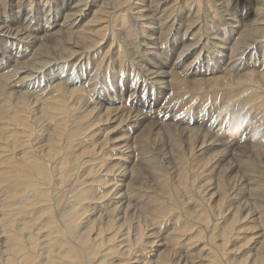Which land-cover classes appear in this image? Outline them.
<instances>
[{
  "label": "rangeland",
  "instance_id": "374dc122",
  "mask_svg": "<svg viewBox=\"0 0 264 264\" xmlns=\"http://www.w3.org/2000/svg\"><path fill=\"white\" fill-rule=\"evenodd\" d=\"M4 1H3V3H1V7H0L1 8V10H0L1 22H3V23L9 22L10 26H14V25H12L11 19H13L15 17V18H18L17 21H19V24H17V25L21 26L22 28L23 27L28 28V29L30 27L32 28V29H30V34L32 36H34L35 34H39L38 38L36 39V42H34L32 45L27 46V44L21 43L20 45H22L23 47H19V48H18V44H19L18 42H17L18 43L17 45L10 46L11 41L8 38H3V36L0 34V76H2L0 81H2L5 76L10 75V78L8 79V81H10V80H11L10 82L13 81L12 82L14 85L13 87L15 88V89H13V93H12V92H10L12 85L11 86H5L6 88H3V89H7V94L4 93V90H0V107H1L0 109H1V112L3 113V115H5V117L9 118V116L11 117L12 114H15L16 112H18L17 109L15 108V106H17V105H15V100H17L16 97L19 96L20 94L21 95L24 94L26 97V100L28 101L27 117L30 116L28 118V120H31V118H33V116H32L33 114H36V115L40 114L41 117L43 116V114H42L44 112L43 109L47 106V103H49L51 101V100H49V97H50V99H54L55 96H57L59 94L57 96L58 98L62 99V97H63L64 100H66L67 97L64 96L63 94L61 95V93H62L61 88H63V86L70 87L71 89L79 87L78 89L85 91V93L80 92V95H81L80 97H82V98L79 97L81 99V101H80V103L77 102L78 111L81 112V111L86 110V109L89 110V108H90L92 111L90 114L91 115L90 118L92 120L97 119L95 124H93L91 127L87 128L85 133H79V134L74 133L75 135L68 140V146H70L69 147L70 149L72 148V150H74V151H83V149L81 147L83 145H85L86 143L88 145L91 143L93 145H96V147H98L99 143H101L103 140H105L104 139L105 137H109V141H110L111 140L110 137L112 135H114V131H110L109 133H107V131L103 130L104 127L111 125L110 121L112 122L113 120L117 119L116 117H111V118L108 117L109 119L106 117V115H105L106 113L104 111L107 107H113V106H115V104H117V102H123L125 104L126 108H128L124 111L126 114L127 113L129 114L130 112H132L131 109H133V108L139 109V113H140V111L143 113H147V112H154L156 110L153 118L155 119L157 126L149 124L147 118H145V120H144L145 122L144 121L142 122V124L147 122V124L152 125V126H149V128L151 129V127H152L153 129L151 131H149L148 134H149L150 139H151L150 143H151V147H152V153H153V156L155 158L154 159L155 160L154 165L158 166V168H154L155 173L154 172L152 173V171H153V169L151 168L152 163L149 162L147 164V167L149 165L150 166L148 168L145 167V169L143 170L144 173H142V175H144V177H145L148 174V172L149 173L151 172L144 179L146 184L144 181L140 182V184H139V179H137L133 175L134 169L141 167L140 165H137L138 164L137 160L139 159V150L137 147L136 139L138 137L137 135L140 133L139 130L137 129L138 130L137 131L134 128H132L131 130H128L125 133V140H124V142L125 143L127 142V143L126 144L124 142L122 143L123 145L124 144L127 145L126 146L127 148L125 147V149H126V151L128 150V154H129L128 160L129 161L131 160V162H130L131 165L128 163L126 165H124V166H127V165L128 166H127V168H125L126 169L125 175L121 177V179H122L121 184H126L127 182L130 183L132 180H134L136 182L135 186L137 187L139 185V188H141V190L139 191V194L146 191L144 194L148 195V193L151 191L153 196L154 195L155 196L156 195L157 196L158 195L163 196L164 194L161 191L162 189H160V186L158 184V180H159L158 174H160V178H165L166 182H168V187L170 184L172 186L176 182L175 176L177 175L178 171L181 169L179 164L176 165L177 161H178V158H177L178 153L183 152L182 150H184L186 152V154H184V156L182 157V159H183L182 164H183V166L189 165L190 168L189 167L187 168L188 169V174H187L188 180L186 181L187 183H184L182 185L184 187H180V188H184V190L180 189V192H181L180 198H179L180 204H174L176 202V199L174 200V203H173V201L170 198H169V200H171L172 202L169 201L167 198L165 199V197H163L161 199L159 197L160 200L157 198V196L155 197L157 199V200H155L157 203L158 202H160V203L165 202L166 205L168 204V207L170 206L169 208L168 207L166 208V209H169V211H170V212L168 211L167 216L165 215V216H162L161 218L159 217V219H161L160 221L157 220L158 218L154 219V223H155L154 226H156V225H158V226L153 228V226L150 225L153 222H150V221H148L149 219L145 218V216L148 215L147 213L149 211L150 204H146L147 205L146 206L144 203L145 209H142V208H144V206L142 205L144 201H142L143 199L141 200V198L143 196H138L139 195L138 193H135L134 196L131 197V199H130L131 203H129L124 208H120L122 206L114 208L112 206H114L115 204H112L110 206H107V207H110L109 209H111V210H109L107 207L103 206V204H105V202L108 199H109L108 200L109 202L107 203V205L112 203V201H113V200H111L113 198L112 196H114L115 192L118 191L117 188H118V186H119L118 184H120V182H118V184L115 185L116 188L113 187V189H112L113 191L111 190L110 194L108 195V197H106V200L103 203L98 202L97 203L98 205L97 204L91 205V207L93 206L94 208L96 206L95 209L92 207L94 210L90 209V207H88L87 212H85L80 217L79 224L83 227L84 222L89 221V220L94 219V218L98 220L99 217H100L99 221H103L105 219V216L106 215L108 216V213H109V215L114 216L113 218L115 219V222L119 221V220H120V222L122 221L121 223H119L122 225V229L124 228V226H126V224L134 225L138 221L141 222V224H142L144 222V220L146 219L147 222L143 223L145 226L142 224V226L144 228L143 231L144 232L147 231L146 234L148 235L152 231H157L159 229L157 232H158V235L160 233V237H161L163 235L168 236L170 230H171L170 233H172V231L174 232L179 226H181L180 224L185 223L184 225L185 226L188 225L187 226L188 228L186 227L187 230H185L186 235H184V233H183V236L180 238L179 246L182 245L183 243L184 244L188 243L187 246L185 247V249H184V247H183V249L185 251L189 252V251L193 250L194 247L199 248L198 244L195 243L196 242L195 235L198 232L197 230L199 229L200 226L198 227V223L194 219V218H196V216L194 218H193L194 215H192L190 217L189 214L186 213L187 209L186 210L183 209V207H181L180 205H185V206L189 205L190 209H192L193 211H200V210L204 211V209H205L206 214H208L207 208L212 207V205L216 201L215 193H213V195H212V192L214 191L213 187L218 182V179L221 182H223L224 180H227L226 182H227L228 186L226 185V187H228L227 194H228V196H230V201H228L225 198V201H223L222 205L224 203H226V204H224L222 206V208H220V209H225V207H226V205H228V203H229V208H228L227 212H225V213L229 214V212H231L232 210L239 209V211L237 210L236 215L239 216L241 220L239 223H237V227L240 225L239 226L240 228L241 227H244V228H242V230H241L242 232H239L238 238L229 242L228 246L230 245L229 246L230 248H234V252L236 254L233 252V254H232L233 256H235L237 258H239V256L240 257L243 256L244 252L248 249V247L253 246V244L255 243V241L258 238H256V236L254 235V236H252V238L250 239V241L248 243H243L242 241H240L239 238L243 237V235L245 237V235H248L249 233L251 234L252 232L256 233L258 229L263 227L260 224V218L261 217L259 215L260 214L259 213V206H262L264 204V200H263V203H260V201L262 202V200L259 201L258 198H256V197L253 198V195L256 196V193H258V192L259 193L257 194V197L260 194L264 195V181H263L264 180V178H263L264 174H262V173H264V171H261V170H264V164H263L264 163V152H263L264 151V104H263L264 103V86H263L264 82L262 81V78H264V73H263L264 72V35L259 37V35H261L263 33L258 32V30H260L261 32H264V22H263L264 21V10H262L263 12L259 11V10L257 11V7L264 8V0L263 1H259V0L258 1L257 0H255V1H252V0L251 1H248V0H230V1L229 0L228 1L227 0H208V1L207 0H193V1L187 0V3H185V0H141V1L137 0L138 2H135L134 0H128V1H126L127 3H125V4L123 3V4L119 5V8L118 7H116V8L112 7V4H107L109 6L104 5L103 3H106L107 0L105 2L103 0H86V4H87L86 6L89 5L87 13H90L91 16H92V14H91L92 10L97 9V5L99 3H100V5L105 6V9L103 11L106 10V11H109V13H110V14L108 13V16H107L108 22L106 23V28L104 31L105 37L102 40L98 38V40L100 41L99 44L104 46V48L102 50L103 53L101 52L99 55H97V57L95 56L96 59L94 57L93 60H91V62H86V61H88V57L90 58L91 55H93L92 53H90V51L87 50L88 49V45H86L87 43L83 39H81L82 41H79V39H80L79 37L82 33L81 29L85 30V28H84L85 26H83L82 23H84V21H86L90 15H88L86 18H83L82 22L80 21L78 23V25H79L78 27H77V25L74 24L77 27L76 36H74L73 34H71L70 37L68 34L67 38H66V36H64V39L62 38V40H60V43H62L64 45H61L59 43L61 45V47L58 43L55 44V43H51L48 41L46 42V36L51 35V32H52V31H50L51 28L49 26L52 24L51 19L53 18L55 21H58L60 23L62 21V16L64 15V13L69 12L67 10L72 8V6L78 2L77 0H67L66 2H63L61 0L62 1L61 3L59 2L60 0H32V1L27 0L28 2L26 0H21L19 5H17V3L14 4L16 0H12V2L10 0L9 2L12 3V6H10V7H7V4H5L6 0H4ZM122 1H124V0H122ZM134 2L137 4H141V6L143 4V6L140 7V9H144V10L146 9V11H141V13L139 12L140 14L146 13V16L153 17V19H151V18H149V19H151V20L155 19V23H154L155 28L153 31H150L148 29L147 24L144 25L145 27L141 25V22L146 21V20L144 21V19H143V18H145V16L137 17L139 13H135L138 8L134 7L135 6ZM256 3H258V4H256ZM2 5H4V6H2ZM93 5H95V6H93ZM17 6L18 7L20 6L18 10L16 9ZM99 8H100V6L98 7V9ZM107 8H109V9H107ZM9 9L14 10L15 15L12 16ZM160 10H163L164 12L168 11L167 12L168 14H166V13L163 14L164 19L162 20V22H161V19L163 16L158 17L162 12H160L159 14H157L155 16L153 15ZM121 13H124V15ZM53 14H54V16L56 15L55 18L52 17ZM117 14H118V16L119 15L125 16V19H126L125 24L118 26L117 27L118 29H116L115 25L112 23L114 17H117ZM166 15L168 17H166ZM157 17L159 19H156ZM199 17H200V19H199ZM170 18H172L171 21H169ZM137 19H138V21H137ZM195 19L198 22L199 21L200 22L198 23L197 21H195ZM235 20H237V21H235ZM254 20L259 21L260 23L262 22L263 24H257V23L253 24V22H255ZM163 21L165 23H163ZM177 21L180 25L178 23L176 24ZM248 22H250V23H248ZM171 23H173V25L174 24L176 25V29L173 28V25H171V27H170L171 29L166 27V26H168V24H171ZM246 24H248V27H246V28H249V27L251 28V25H252V27L254 25H256V26H254L255 28H253L251 30L252 34L250 31V33H248L246 35V31L241 30ZM17 25H15V26H17ZM47 26H49V27H47ZM33 27H34V29H33ZM185 27H186V29H185ZM187 27L188 28L190 27V28L188 29ZM164 28L169 29L168 30L169 32L166 29L167 32L165 35H164V33H165ZM257 28H259V29L257 30ZM37 29H39V31ZM72 29L73 28H70V29L66 28L65 31H71ZM254 29H255V31H254ZM35 30H36V32H35ZM49 32H50V34H49ZM239 33L240 34L242 33L241 36L243 34L246 35L245 38H247L246 39L247 42L251 41V42H249L250 43L249 48H247L243 52L241 51V49H243V47H240V46H243L244 44H248V43L245 42L244 35L242 36L244 39L243 40L242 37L239 36L240 35ZM77 34H80V35L78 36ZM147 35H151V36L153 35L154 41L157 43V46H155L156 47L155 49L157 52H155L153 50V48L149 49V51L147 52L145 49V46L143 44H140V41L141 42L144 41L143 43L148 42V40L145 39V37H144ZM249 35H251V36H249ZM254 35H255V37L258 36V37H256L257 39L254 37ZM58 36H60V35H58ZM213 36H215L216 39H212ZM238 36H239V38H238ZM73 37L79 38L78 42L81 43V45H77L79 47H73V45H72L73 40H74ZM209 37H211V39ZM72 38H73V40H72ZM237 38L239 39V41L242 40V43H244V44L241 43V45H240L239 41H237L238 40ZM251 38H253V39L251 40ZM43 39H45V40H43ZM194 40H196V41H194ZM207 40H208L209 44H207ZM253 40H256V41L252 42ZM42 41H44V42H42ZM65 41L67 43H65ZM235 41H237V42H235ZM14 42H16V41H14ZM39 42H41V43H39ZM234 42L237 43L236 45H238L239 48L235 49L237 46H235ZM38 43H39V45H38ZM47 43H48L49 47L47 46ZM44 44H46V46ZM36 45L38 48L36 47ZM65 45H68V46H65ZM109 45H111V48H109L110 47ZM24 46H26L25 52H20L21 49H24ZM55 46H57V47H55ZM50 47H52L53 49ZM62 47H66L68 49L70 48L72 50L73 49L74 50L79 49L78 50L79 53L77 54V56L76 55L72 56L74 58L71 59L70 61L64 62V63H66L65 67L63 66L61 69L56 70L55 73H53V75H55V76L52 77L50 80L47 78V76L44 74L43 71L45 70L47 65H50L51 63H53L57 60V58L54 59L55 57H57L56 52L57 53L59 52L61 54L60 50H62ZM58 48H59V51L57 50ZM49 49H50V53L53 56V58L51 55H49L50 54ZM107 49H109V50H107ZM182 51H183V53H182ZM240 51L242 52V54L239 53ZM40 52H42V53H40ZM142 53H144L145 55ZM156 54H158V56L160 55V57L162 56L161 59L155 58ZM44 56H45V58H44ZM49 56H51V57L48 58ZM78 56H80V57H78ZM46 59H47V61H46ZM233 59H236V61L233 62L234 65L229 64L230 61ZM42 61L45 62V64H42ZM161 61L162 62L164 61L165 63L161 64ZM20 62H22V63H20ZM46 62H48V64ZM69 62H70V64H69ZM82 63H84L83 64L84 66L81 65ZM104 64H106V65H104ZM29 65H30V67H29ZM147 67L150 70H153V69L156 70V67H157V69H159L157 71H164L165 72L164 74L166 75V76H164V78L166 79V83L156 84L154 82V80H152V78H151L155 74H153V75L149 74V71L148 70L146 71ZM62 69H64V70L66 69V70L63 71ZM35 70H37V72H34ZM60 70H62L63 72ZM246 70H248L249 73H247ZM259 70L260 71L262 70L263 72L262 71L258 72ZM223 71H224V73H222ZM254 72H255V74H254ZM261 73L263 74L262 76H260ZM173 74L180 81V88L178 91H175L172 82L169 83L168 76H170V75L172 76ZM248 74L252 75L251 79H248L246 77ZM199 76H201V77H199ZM66 79H67V82H66ZM69 79H70V82L68 81ZM247 79L249 82L247 81ZM71 85H72V87H71ZM81 86L83 88H81ZM159 87H162V88H159ZM54 89L57 91L55 92ZM60 89H61V91H60ZM51 90L53 92L50 93ZM55 93H57V95ZM7 95L12 96V100L9 99V101L11 100L10 102L8 101ZM49 95H51V96H49ZM60 95H61V97H60ZM52 96H53V98H51ZM42 99H44V101ZM48 100H49V102H48ZM40 106H41V108H40ZM99 106H100V109H99ZM101 107L103 108V111L101 110L102 109ZM174 108H175V110H174ZM11 110H12V112H10ZM14 110L16 112H14ZM18 110H21V109L19 108ZM97 113H99V114H97ZM135 113H133V114H135ZM148 114H151V113H148ZM60 115H63V116H60ZM96 115L97 116L99 115L101 117V119L98 120L99 118H97ZM102 115H103V118H102ZM46 117L47 116H43L42 117L43 119L41 121L39 120L38 122H35V123L31 122V128L26 129V131H25V129L23 130L22 129L23 127L20 125H18V128L13 127L8 122L9 120L7 121V119H2L4 123L2 122V120H0V122H2V123H0V130H4V133L8 132L10 134V132L12 133V132L16 131V130L12 129V127H13L19 131L18 135H20V136H18L19 138L16 139V141H15L16 144L14 142L11 143L12 145H14V148H12V147H11L12 149L8 148L9 151H8L7 155H5V156L9 157V155H12L11 157H14L18 153H24L27 151L30 153L31 151H33L32 149L35 148V146L33 147V144L31 145V142H30V147L28 145H26V142L28 139L30 141H32V143L35 141L36 142L38 141L36 145H40L42 142H44L41 145H42V148L45 149L46 148L45 143H46V140L49 136L48 134L52 133V131L53 132L55 131V128H54L55 126H56V129H57V127H60V126H64V127L65 126L66 127L71 126L70 117L67 118V115L60 114V112H57V115L53 116L54 118L48 117L46 120ZM63 117H65V118H63ZM57 119H59V122H57ZM5 120H6V122H5ZM54 121L56 123H58L59 125L57 126ZM62 121H63V123H62ZM66 121H67V124H66ZM117 121H118V119H117ZM68 123H70V124L68 125ZM5 125H7V127L9 129L6 128ZM2 126H5V127H2ZM100 127H102V128H100ZM183 127H184V129H183ZM33 128H34V130H33ZM120 128H123V127H120ZM198 128H199V132L196 131V130H198ZM189 129H191V130H189ZM114 130L116 132V126L114 127ZM178 130H179V132H178ZM181 130H182V133H181ZM33 131L35 132V134ZM101 131H103V132H101ZM20 132H23V133H20ZM196 132H198L200 134H197ZM135 133H137V134L134 135ZM192 133H194V135L196 134L195 135L196 139H195V136L191 138L192 140L187 138L188 137L187 135L192 134ZM86 134H93L92 137L90 138V140ZM179 134H180V136H179ZM183 134H184V136H183ZM212 135H213V137L211 138ZM75 136H77V138ZM85 137H87V138H85ZM179 137H181L183 139H181ZM98 138L99 139L101 138V139L99 140ZM214 138H216V139H214ZM62 139L63 140L61 143L65 144L66 143L65 136L62 137ZM86 139L88 140V142ZM94 139H96V141ZM24 140H25V142H24ZM198 140H200V141H198ZM212 140H214V141L211 142ZM222 140L229 141V142L235 141V142H234V145H232L229 148L230 150L229 149L226 150L225 148H222V147H225V144H226ZM0 141H3V140L0 139ZM106 141H107V145L105 144V146H104L105 148H106V146H108V143H109L108 140H106ZM209 141H210V144L208 143ZM215 141H217V142L214 144ZM77 142L81 143V144H78ZM82 142H84L85 144ZM174 142L177 143L176 146H175ZM197 142H198V144H197ZM201 142H204V143H202V148H200ZM23 143H25V144H23ZM217 143H218V145H217ZM2 144L3 143L0 142V146H2ZM131 144H132V146H131ZM18 145H20V146H18ZM238 145L243 146V148H245V149L248 148L249 150H251V148H253V147L255 149H260V148L262 149V153L260 154L262 157L259 155L260 157L258 156L257 158H255V161H249V162H246L244 164L245 168H247L248 171L246 169L245 170L247 172H249V173H247V172L246 173L249 174V176L246 175L245 172H244L245 176H244V174H242L243 173V172H241V170H243L242 165H239L238 167L235 165V167L231 168V169H229L228 168L229 166H227L226 162L228 160L233 159V157L234 158L236 157V152L238 149H233V146H234V148H236V147H239ZM74 146L76 148H74ZM79 146H81V147H79ZM92 147H94V146H92ZM129 147L132 150H129L130 149ZM191 148H193V149H191ZM254 148H253V150H255ZM21 149H22V151H21ZM29 149H30V151H29ZM122 149H124V148H122ZM224 149L226 150L225 156L228 155L230 157V159L228 158V156H226V157L223 156L224 153L222 155H221V153H220V155H219V153H217V152H220V150L224 151ZM232 149H233V151H232ZM5 150H3V152ZM216 150H217V152H216ZM172 151H173V153H172ZM177 151H178V153H177ZM227 151L230 155L227 153ZM3 152L0 151V153H3ZM5 152H7V151H5ZM9 152H10V154H9ZM231 152H234V154ZM61 154L62 153L58 154L56 156V159L55 158H50V159L47 158L45 161V164H47L46 167L48 166L47 168H53V165L55 164L54 161L55 160L58 161L59 159H57V158H59L60 156L62 157ZM203 154H205L206 156ZM210 154H212V155L210 156ZM233 155H235V156H233ZM35 156H37V155H35ZM217 157L220 159V161H219V159H217ZM221 157H223V158L221 159ZM258 158H260V159H258ZM53 159H55V160H53ZM261 159L263 162L261 161ZM261 162H262V164H261ZM122 163H123V161L120 162L119 164H117L116 167H118ZM195 163L197 165H199V164L200 165L197 166ZM224 165L227 167H225ZM131 166H133L134 168ZM211 166H213V168ZM215 167L216 168L218 167V168L216 169ZM222 167H223V169H222ZM236 167H237V169H236ZM239 167H241V168H239ZM224 168H226V169L224 170ZM149 169H150V171H149ZM212 170H213V172H211ZM226 170H228L229 172L228 171L226 172ZM245 170H243V171H245ZM49 171H50V169H49ZM51 172L52 171H50V173ZM73 172H75V171H73ZM79 172L82 174L81 177H80V174L77 175L75 172L66 182H64L62 185L60 184L59 186H58V184H56L58 182V178H57V180H55L56 176L54 174H53L54 179L52 178L51 183H49L50 185H48V182H46L45 184L43 183L44 177L43 178L40 177L37 179L39 183L41 182L40 183L41 187H39L36 191H42L45 189L44 190L45 198L46 197H47L46 199L49 198V202H50L49 216L50 217L48 218V216H46L44 213H39L40 211H38V209H39L38 206H34L35 209L33 210V212L34 213L36 211H38V212H36L37 214L35 213V215L33 213V218H34L33 223L38 225L39 223L41 224L45 221L47 222V221L51 220V222L55 223L58 227H60V230H62V220H60V219H61L62 215L64 216V214L66 213L67 209L70 206L69 199L72 195V191L80 186L78 184L83 185V179H85L84 175L86 173L84 174L82 169H80ZM88 172H89V169H88L87 173ZM145 172H147V174ZM238 172L240 173L241 176L238 174ZM53 173L56 174V172H53ZM224 173H225V175H224ZM228 173H230V174H228ZM250 173H251V175H250ZM151 174H153V177ZM207 174H208V176H207ZM233 174H236L237 176L238 175L239 176L237 177L236 175H233ZM130 175H131V177H130ZM235 176H236L237 180L234 178ZM250 176H253L252 179ZM109 178H113V177L109 176ZM239 178H240V180H238ZM241 178H243V179H241ZM257 178L260 182L262 179L263 184L260 183V186H259V181H256ZM153 179H155V181ZM71 180H72V182H71ZM247 180L249 181V183ZM253 180H254V182H253ZM53 181H54V183H53ZM69 181L71 183H69ZM148 181H149V183H148ZM211 183H212V185H209ZM257 183H258V185H257ZM40 184H39V186H40ZM190 184H192V185H190ZM229 184H232V185L229 186ZM243 184H245L246 187H243V186H245ZM250 184H251V186L252 185L253 186L252 187L249 186ZM66 185H68V186H66ZM89 185L92 187V188L89 187V190L92 191L91 189H93V186L95 184H92L93 185L92 186L91 183L89 184V182H88V186ZM140 185L142 187H140ZM237 185H238V187H237ZM86 186H87V183L85 184V187ZM185 186H186V188H185ZM247 186H249V187L247 188ZM52 187H53V189H52ZM94 187L96 188L98 186L95 185ZM204 187H206V188H204ZM254 187H257L256 188L257 191L255 190ZM99 188L100 187L96 188L92 192H94L95 195L99 194V193H100V195H102L103 194L102 189L100 190ZM239 188H242L241 191L242 192L245 191V193L244 194L239 193L237 195V197H238V199L236 197V199L238 201V203H237V201H235V199H231V197L232 196L234 197L233 194L236 191H238ZM57 189H58V192H57ZM252 189H254L256 191V193L254 191V194H253ZM67 190L68 191L70 190L71 193H69ZM169 190H171V189H169ZM232 190H234V191H232ZM153 191L156 194H154ZM164 191H165V189H164ZM95 192H97V193H95ZM101 192H102V194H101ZM209 192H210V194H209ZM2 193H4V191L3 192L0 191V197L5 196V194L2 195ZM151 193H149V194H151ZM59 194H61V195H59ZM62 194L64 195L63 197H61ZM196 194H197V196H196ZM146 195H144V197H143L144 200H145ZM204 195H207V196H204ZM239 195H240V197H239ZM58 196L61 197V199L59 198L61 201H59ZM116 196H118V195H116ZM247 196L249 199L247 198ZM64 197L68 198L67 200H64L65 202L63 201ZM199 198L201 200H203L204 202H206V204H208L207 208L205 206H203L202 203L199 202V201H201ZM133 199H135V200H133ZM241 199H242V201H241ZM0 200H1V198H0ZM192 200H195V201H192ZM232 200H234L235 203ZM245 200H250L252 202V204L254 203L256 205H254V204L252 205L250 201H245ZM252 200L255 202H253ZM155 201L153 203H156ZM181 201L186 202V203H182ZM257 201H259V202H257ZM46 202L48 203V200H46ZM242 202H244V203H242ZM0 203H1V201H0ZM170 203H173L174 205L172 206ZM230 203H231V206H230ZM233 203L235 206H236V204L238 205L239 203H242V204L241 205L239 204L238 205L239 207L238 206L235 207L233 205ZM248 204H249V206H248ZM175 205H176V207H175ZM243 205H246L247 207L243 206ZM140 206H141V208H140ZM191 206H192V208H191ZM251 206H252V208H251ZM103 207H104V209H103ZM242 207L245 209H243ZM197 208H198V210H197ZM247 208H248V210H247ZM113 209L115 211H117V209H118L119 211H123V212H121V215H120V214H118L119 211L116 213ZM141 209H142V211L146 210L145 213L141 212ZM181 209L184 211H182ZM249 209H250V211H249ZM23 211L18 212V215H16V218H20V216L22 217L24 215ZM94 211H96V212L94 213ZM102 211H103V213L101 214ZM111 211L112 212L114 211L113 214L115 213L117 217H118V215H120L119 216L120 219L118 220V218H116L115 214L112 215ZM124 211L126 214L124 213ZM214 211H216L215 208H214ZM97 212H99V213H97ZM181 212H183L184 214ZM90 213H92V215ZM177 213H179V214H177ZM242 213H244V214H242ZM252 213H254V214H252ZM95 214L96 215L98 214V216L94 217ZM89 215H90V217H88ZM141 215H143V216H141ZM172 215H175L174 218ZM139 216H141V217H139ZM170 216L173 218V220H172V218H170ZM222 216H223V214L219 215L218 217L221 220H223V218H225V215L223 217ZM137 217H138V221H137ZM168 217H169V219H168ZM184 217L188 218L189 220L192 219V221L193 220L194 221L190 222L188 219L186 220V218H184ZM215 217L216 216H214V218ZM86 218H88L89 220ZM125 218H126V221H125ZM139 218H140V220H139ZM180 218H182V219H180ZM142 219H143V222H142ZM135 220H136V222H135ZM171 220H172V222H174V225L171 222ZM221 220H219V221H221ZM58 221H59V223H58ZM162 221H163V223H162ZM187 221H189V222H187ZM96 222H98V221H96ZM181 222H183V223H181ZM191 223H192V225H191ZM210 223H212V221ZM80 225H79V227H81ZM260 225H261V227H260ZM146 226L147 227L149 226V228H147ZM196 227H198V228H196ZM131 229H130V231H131ZM247 229H249V230H247ZM189 230H192V231H189ZM40 231L38 232V234L40 233ZM188 231L191 232V237H190V235H189L190 233ZM246 231H247V233H246ZM192 232H194V234H192ZM42 233H45L44 229H43ZM165 233H166V235H165ZM200 233L203 234L204 232L201 231ZM59 236H60V232H59ZM68 236H69L68 233H66V231H64V236H62V238L63 239L67 238V240L71 239V238H68ZM188 237L190 238L189 240L187 239ZM57 240L58 239H56V241ZM181 240H183V241H181ZM240 245L242 248L240 247ZM185 251L182 253L180 252L181 254H179L177 252V254L175 256H179L181 259H185L186 257H185V255H183L186 253ZM248 257H249V259H248ZM248 257H247L248 260L243 261L242 264H249L250 256H248ZM186 264H189V263L186 262Z\"/></svg>",
  "mask_w": 264,
  "mask_h": 264
},
{
  "label": "bare ground",
  "instance_id": "6f19581e",
  "mask_svg": "<svg viewBox=\"0 0 264 264\" xmlns=\"http://www.w3.org/2000/svg\"><path fill=\"white\" fill-rule=\"evenodd\" d=\"M4 0H0V7H1V3H3ZM10 0H6V3L7 4V7H10L12 6V3L9 2ZM27 1V0H26ZM32 1V0H30ZM63 2H66L67 0H62ZM61 0L59 1L60 3L62 2ZM78 1V2H77ZM72 8L68 9L67 11L69 12H65L64 15L62 16V21L59 23L58 21H55L53 18L51 19L52 20V24L49 25L50 26V31L51 32V35L49 36H46V42H51V43H55V44H59L60 43V40H62V38L64 39V36H66V38L68 37V34H69V37L71 34H73L74 36H76V31H77V27L79 26L78 23L81 21L82 22V19L83 18H86L88 15H90V13H87V10L89 8V5L86 6V0H77ZM104 2L106 0H103ZM108 1V2H107ZM106 3H103L104 5L106 6H109L107 4H112V7H118L119 8V5L121 4H125L127 3L126 1L128 0H107ZM135 2H138L137 0H134ZM141 1V0H140ZM193 1V0H192ZM208 1V0H207ZM228 1V0H227ZM230 1V0H229ZM248 1H251V0H248ZM252 1H255V0H252ZM258 1V0H257ZM259 1H263V0H259ZM5 2V1H4ZM12 2V0H11ZM21 2V0H16L14 4L17 3V5H19V3ZM28 2V1H27ZM26 2V3H27ZM51 2V1H50ZM75 2V1H74ZM134 2V3H135ZM130 3V2H129ZM160 3V2H159ZM185 3H187V0H185ZM255 3V2H254ZM260 3V2H259ZM11 4V5H10ZM135 3L134 7L135 8H138L137 11L135 13H141V11H146V9H140L141 4H137ZM164 4V3H163ZM170 4V3H169ZM258 4V3H256ZM21 5V4H20ZM166 5V4H165ZM190 5V4H189ZM4 6V5H2ZM95 6V5H93ZM100 6V8L98 9V7ZM163 6V5H162ZM196 6V5H195ZM260 6V5H259ZM18 7V6H17ZM16 9L18 10L19 7ZM22 7V6H21ZM148 7V6H147ZM164 7V6H163ZM167 7V6H166ZM69 8V7H68ZM110 8V7H109ZM107 8V9H109ZM131 8V7H130ZM144 8V7H143ZM151 8V7H150ZM105 9V6H102L100 5V3L97 5V9H93L91 14L92 16L84 21L83 26H85V30H82L81 28V35L80 34H77L78 36L80 35V39L79 38H72L73 40V47H79L77 45H81L80 42H78V39L79 41H82L81 39L85 40V43L86 45H88V51H90V53H92L93 55H91V57L89 58L88 57V61L86 62H91V60H93V58L97 55H99L104 46L103 45H100L99 44V39H104L105 37V28H106V23L108 22L107 20V16H108V13L109 11H103ZM133 9V8H132ZM1 10V8H0ZM262 11L264 10V8H261V7H257V11ZM10 13L13 15H15L14 13V10H10ZM13 13H12V12ZM91 11V10H90ZM123 11V10H122ZM157 11V10H156ZM56 12V11H55ZM120 12V11H119ZM124 12V11H123ZM160 12H162L158 17H162L164 13L168 14L167 12H164L163 10H160L158 12H156L155 14H153L154 16L159 14ZM263 12V11H262ZM138 14L137 17H142V16H145L144 21L145 22H141V25L144 26L145 24H147V27L150 31H153L154 28H155V19L154 20H151L153 19V17H148L146 16V13L145 14ZM3 14V13H2ZM57 14V13H56ZM110 14V13H109ZM124 15V13H121ZM152 14V13H151ZM4 15V14H3ZM123 15H119L117 14V17H114L112 23L115 25L116 29H118L117 27L118 26H121L123 24H125V16ZM148 15V14H147ZM229 15V14H228ZM170 16V15H169ZM5 17V16H4ZM52 17H56V15L54 16V14L52 15ZM136 17V18H137ZM156 18V19H159V18ZM166 17H168L166 15ZM151 18V19H149ZM192 18V17H191ZM194 18V17H193ZM231 18V17H230ZM252 18V17H251ZM250 18V19H251ZM16 19V20H15ZM18 18H13L11 19V22H12V25L14 26H10L9 25V22H6V23H3L1 22V18H0V34L3 36V38H8L10 41V46H14V45H17L18 43V48L19 47H23L22 45H20L21 43H25L27 44V46H30L32 45L34 42H36V39L38 38L39 34H35L34 36H32L30 34V29H32L31 27L28 29V28H22L21 26L17 25L19 24V21H17ZM142 19V18H141ZM142 19V20H143ZM164 19V16L162 17L161 19V22L162 20ZM185 19V18H184ZM200 19V17H199ZM172 18H170L169 21H171ZM189 20V19H188ZM261 20V19H260ZM138 21V19H137ZM160 21V20H159ZM195 21H197L195 19ZM237 21V20H235ZM249 21V20H248ZM255 21V20H254ZM263 21V20H262ZM5 22V21H4ZM118 22V23H117ZM198 22V21H197ZM200 22V21H199ZM198 22V23H199ZM252 22V21H251ZM264 22V21H263ZM163 23H165L163 21ZM178 23V21L176 22V24ZM250 23V22H248ZM254 23H257V24H263L262 22L260 23L259 21H255L253 22ZM77 25V27L75 25ZM138 24V23H137ZM161 24V23H160ZM179 24V23H178ZM252 24V23H251ZM250 24V25H251ZM17 25V26H15ZM22 25V24H21ZM47 25V24H46ZM110 25V24H109ZM163 25V24H162ZM171 25H173V23L171 24H168V26H166L167 28H170ZM175 25V24H174ZM173 25V28L176 29V25L174 26ZM180 25V24H179ZM24 26V25H23ZM47 26V27H49ZM82 26V25H81ZM137 26V25H136ZM190 26V25H189ZM221 26V25H220ZM239 26V25H238ZM256 26V25H254ZM252 27L251 25V28H246L248 27V24H246L241 30L243 31H246V35L248 33H250V31L255 28V27ZM145 27V26H144ZM159 27V26H158ZM178 27V26H177ZM203 27V26H202ZM261 27V26H260ZM66 28H73L71 31H65ZM123 28V27H122ZM166 28V29H167ZM188 28V27H187ZM190 28V27H189ZM188 28V29H189ZM34 29V27H33ZM124 29V28H123ZM158 29V28H157ZM161 29V28H160ZM165 29V28H164ZM163 29V30H164ZM165 29V33L164 35L166 34V32L169 30L167 29L166 31ZM171 29V28H170ZM186 29V27H185ZM194 29V28H193ZM222 29V28H221ZM259 28H257L258 30ZM39 31V29H37ZM79 30V29H78ZM120 30V29H119ZM162 30V31H163ZM224 30V29H223ZM47 31V30H46ZM145 31V30H144ZM239 31V30H238ZM255 31V29H254ZM36 32V30H35ZM41 32V31H40ZM79 32V31H78ZM77 32V33H78ZM169 32V31H168ZM220 32V31H219ZM258 32L260 33H263L260 36H263L264 35V32H261L260 30H258ZM127 33V32H126ZM130 33V32H129ZM133 33V32H132ZM146 33V32H145ZM162 33V32H161ZM201 33V32H200ZM244 33V32H243ZM254 33V32H253ZM43 34V33H42ZM50 34V32H49ZM148 34V33H147ZM212 34V33H211ZM240 34V33H239ZM242 34V33H241ZM241 34L239 35L240 37H242L244 35V39H245V42L248 43V44H244L242 43V40L239 41V36H238V40L240 45L241 43L244 44L243 46H240V47H243V49H241V51H245L247 48H249L250 46V43L251 41L247 42L245 38L246 35L243 34L241 36ZM251 34H252V31H251ZM259 34V33H258ZM60 35V36H58ZM128 35V34H127ZM197 35V34H196ZM77 36V37H78ZM200 36V35H199ZM251 36V35H249ZM145 39L148 40V42L145 44L143 42L140 41V44H143L145 46V49L146 51L148 52L149 49L153 48V50L155 52L156 51V47L157 46V43L154 41V37L153 35H147V36H144ZM226 37V36H225ZM255 37V35H254ZM258 37V36H256ZM255 37V38H256ZM160 38V37H159ZM194 38V37H193ZM198 38V37H197ZM211 39V37H209ZM13 39V40H12ZM119 39V38H118ZM173 39V38H172ZM212 39H216L215 36L212 37ZM241 39V38H240ZM243 39V37H242ZM243 39V40H244ZM253 38H251L252 40ZM257 39V38H256ZM45 40V39H43ZM235 40V39H234ZM16 41V42H14ZM189 41V40H188ZM196 41V40H194ZM200 41V40H199ZM235 41V42H237ZM256 40H253L252 42H255ZM18 42V43H17ZM44 42V41H42ZM45 42V43H46ZM159 42V41H158ZM234 42V43H235ZM41 43V42H39ZM38 43V45H39ZM64 43V42H63ZM65 43H67L65 41ZM110 43V42H109ZM190 43V42H189ZM195 43V42H194ZM193 43V44H194ZM197 43V42H196ZM206 43V42H205ZM50 44V43H49ZM61 45H64L62 43H60ZM59 44V45H60ZM69 44V43H68ZM108 44V43H107ZM121 44V43H120ZM139 44V45H140ZM187 44V43H186ZM207 44H209L208 40H207ZM237 43H235V46H237L235 49L239 48L238 45H236ZM46 46V44H44ZM58 45V46H59ZM60 45V47H61ZM71 45V44H70ZM71 45V46H72ZM138 45V46H139ZM47 46L49 47L48 43H47ZM51 46V45H50ZM65 46H68V45H65ZM111 48V45H109ZM160 46V45H159ZM188 46V45H187ZM192 46V45H191ZM234 46V45H233ZM33 47V46H32ZM37 47V45H36ZM40 47V46H39ZM57 47V46H55ZM35 48V47H34ZM38 48V47H37ZM36 48V49H37ZM42 48V47H41ZM45 48V47H44ZM52 48V47H50ZM107 48V47H106ZM183 48V47H182ZM193 48V47H192ZM252 48V47H251ZM25 49H26V46H24V49H21L20 52H25ZM46 49V48H45ZM53 49V48H52ZM51 49V50H52ZM56 49V48H55ZM61 49V48H60ZM127 49V48H126ZM234 49V50H235ZM59 51V48L57 49ZM79 49H68L66 47H62V50H60L61 54L58 52H56V56L54 59L57 58V60L53 63H51L50 65H47L48 62H46L47 64V67L45 68V70L43 71L44 74L47 76L48 79L51 80L52 77H54L55 75H53V73H55L56 70L58 69H61L63 66L65 67V64L64 62H67V61H70L71 59H73L74 57L72 56H77V54L79 53L78 52ZM82 50V49H81ZM80 50V51H81ZM105 50V49H104ZM109 50V49H107ZM181 50V49H180ZM48 51V50H47ZM53 51V50H52ZM51 51V52H52ZM55 51V50H54ZM185 51V50H184ZM239 52L240 54H242V52ZM46 52V51H45ZM142 52V51H141ZM180 52V51H179ZM197 52V51H196ZM36 53V52H35ZM39 53V52H38ZM42 53V52H40ZM44 53V52H43ZM48 53V52H47ZM49 53H50V49H49ZM85 53V52H84ZM103 53V52H102ZM113 53V52H112ZM183 53V51H182ZM26 54V53H25ZM53 54V53H52ZM60 54V55H59ZM128 54V53H127ZM133 54V53H132ZM144 54V53H142ZM22 55V54H21ZM46 55V54H45ZM51 55V53L49 54ZM145 55V54H144ZM143 55V56H144ZM196 55V54H195ZM52 56V55H51ZM51 56H49L48 58H50ZM130 56V55H129ZM231 56V55H230ZM25 57V56H24ZM47 57V56H46ZM80 57V56H78ZM95 57V59H96ZM162 57V56H161ZM160 55L158 56V54H156V57L157 59H161ZM45 58V56H44ZM53 58V56H52ZM76 58V57H75ZM179 58V57H178ZM132 59V58H131ZM237 59V58H236ZM236 59H233L230 61L229 64H233V62L236 61ZM126 60V59H125ZM13 61V60H12ZM15 61V60H14ZM19 61V60H18ZM47 61V59H46ZM54 61V60H53ZM117 61V60H116ZM133 61V60H132ZM206 61V60H205ZM51 62V61H50ZM152 62V61H151ZM22 63V62H20ZM81 63V62H80ZM164 64L165 62L161 61V64ZM196 63V62H195ZM33 64V63H32ZM42 64H45V62L42 61ZM68 64V63H67ZM70 64V62H69ZM84 63H82L81 65H83ZM147 64V63H146ZM79 65V64H78ZM106 65V64H104ZM186 65V64H185ZM232 65V66H233ZM26 66V65H25ZM38 66V65H37ZM74 66V65H73ZM84 66V65H83ZM188 66V65H187ZM30 67V65H29ZM36 67V66H35ZM95 67V66H94ZM146 67V66H145ZM71 68V67H70ZM134 68V67H133ZM152 68V67H151ZM229 68V67H228ZM227 68V69H228ZM231 68V67H230ZM2 69V68H1ZM50 69V70H49ZM68 69V68H67ZM145 69V68H144ZM174 69V68H173ZM182 69V68H181ZM225 69V68H224ZM63 71H65L64 69H62ZM60 70V71H62ZM109 70V69H108ZM149 71V74L153 75L155 74L154 76H152V80H154V82L156 84H163V83H166V79L164 78V76H166L164 73V71H157L159 69H157L156 67V70H150L148 67L146 68V71ZM231 70V69H230ZM255 70V69H254ZM47 71V72H46ZM59 71V72H60ZM62 71V72H63ZM99 71V70H98ZM167 71V70H166ZM174 71V70H173ZM177 71V70H176ZM247 73L248 70H246ZM250 71V70H249ZM252 71V70H251ZM262 71V70H261ZM260 70L258 72H261ZM34 72H37V70H35ZM169 72V71H168ZM245 72V71H244ZM263 72V71H262ZM24 73V72H23ZM40 73V72H39ZM57 73V72H56ZM105 73V72H104ZM209 73V72H208ZM224 73V71L222 72ZM227 73V72H226ZM242 73V72H241ZM257 73V72H256ZM264 73V72H263ZM25 74V73H24ZM31 74V73H30ZM240 74V73H239ZM255 74V72H254ZM29 75V74H28ZM101 75V74H100ZM133 75V74H132ZM242 75V74H241ZM245 75V74H244ZM243 75V76H244ZM259 75V74H258ZM257 75V76H258ZM263 74L261 73L260 76H262ZM4 76V75H3ZM255 76V75H254ZM30 77V76H29ZM59 77V76H58ZM65 77V76H64ZM201 77V76H199ZM198 77V78H199ZM211 77V76H210ZM214 77V76H213ZM248 79H251L252 75L251 74H248L246 76ZM2 76H0V80H1ZM10 78V75H7L3 78L2 81H0V90H4V93L7 94V89H3V88H6L5 86H11V90L10 92L13 93V89H15L13 86V81L10 82L8 81V79ZM46 78V77H45ZM169 78V83L172 82L173 84V87L175 89V91H178L179 88H180V81L178 80L177 77H175V75L173 74L172 76H168ZM234 78V77H233ZM243 78V77H242ZM100 79V78H99ZM239 79V78H238ZM247 79V81H248ZM60 80V79H59ZM172 80V81H171ZM257 80V79H256ZM47 81V80H46ZM54 81V80H53ZM70 82V79L68 80ZM90 81V80H89ZM236 81V80H235ZM262 81L264 82V78H262ZM17 82V81H16ZM66 82H67V79H66ZM92 82V81H91ZM149 82V81H148ZM239 82V81H238ZM249 82V81H248ZM15 83V82H14ZM73 83V82H72ZM88 83V82H87ZM240 83V82H239ZM78 84V83H77ZM242 84V83H241ZM245 84V83H244ZM263 85V84H262ZM48 86V85H47ZM77 86V85H76ZM264 86V85H263ZM72 87V85H71ZM135 87V86H134ZM48 88V87H47ZM79 87H76L74 89H71L70 87H65L63 86L62 89V93L61 95L63 94L64 96H66V100H64V98L62 97L61 98H58L57 96V93H55L57 96H55L54 99H50L49 97V100H51L49 103H47V106L43 109L44 112L42 113L43 116H47L46 117V120L47 118H54L53 116H56L57 115V112H60V114H64V115H67V118L70 117L71 121V126L69 127H64V126H60V127H57L56 129V126L54 127L55 128V131L50 134H48V138L46 140V143H45V149L42 148V142L40 145H36L37 142H33L30 141L29 139L27 140L26 142V145H28L30 147V142H31V145L33 144V147L35 146V148H33L30 153L27 151V152H24V153H18L16 154L14 157H11L12 155H9L8 156H5L7 155L9 149H12L14 148V145H12L11 143H15L16 139H18L20 135H18L19 131L15 128H18V125L22 126L21 128L25 131L26 129H29L31 128V122H38L39 120L41 121L43 118V116L41 117L40 114L39 115H36V114H33V118H31V120H28V118L30 117H27V112H28V101L26 100V97L24 94H20L19 96H17V100H15V108L17 109L18 112H16L14 110V112H16L15 114H10L11 117L9 116L8 117H5V115H3V113L1 112V109H0V120L2 119H7V121L15 128L12 127V129L16 130L14 132H10V134L8 132L4 133V130H0V139L3 140V141H0L2 144V146H0V151L3 152V150L7 151V152H3V153H0V191H4V193H2V195L5 194V196L3 197H0L1 198V203H0V264H186V262H188L189 264H242L243 261L245 260H248L250 256V261H249V264H264V204L262 206H259V215H260V224L263 226L261 227L260 225V229L257 230V232H252L251 234L249 233L248 235H243V237L239 238L240 241H242L243 243H248L250 241V239L252 238V236H256V238H258L255 243L253 244V246H249L248 249L244 252L243 256H239V258L233 256V252H234V248H230L228 246L229 242H231L232 240H235L236 238H238V235H239V232H242V228L244 227H237V223L240 222V217L236 215V212L237 210L239 211V209L237 210H232L231 212H229V214L225 213L227 212L228 208H229V203L228 205H226L225 209H220L222 208V206L226 203H223V201H225V198L230 201V196H228L227 194V189L228 187H226L227 185V180H224L223 182H221L218 178V182L215 184V186L213 187L214 191L212 192V195L213 193H215L216 195V201L215 203L212 205V207H208V204H206V202H204L203 200H200L199 201L200 203L203 204V206H205L207 208V212L208 214H206V211L204 209V211H193L192 209H190L189 205L185 206V205H180L181 207H183V209H187L186 213L189 214V216L191 217L192 215L193 218L196 216V218H194L197 223H198V227L199 229L197 230L198 232L196 233L195 237H196V244H198L199 248L197 247H194L193 250L187 252L185 251V247L187 246L188 243L186 244H182L179 246V241H180V238L183 236V233L184 235L185 234V230L186 227L188 225H184V224H180L181 226H179L174 232L172 231V233H170L169 231V234L168 236H161L160 237V233L158 235V230L157 231H152L151 233H149L148 235L146 234V232H144V228L142 226L143 223L147 222L146 219H149L148 221L150 222H153L151 223L150 225L154 227L158 226H154V219L155 218H158L157 220H161L159 219V217L161 218L162 216H167V213L169 211V209H166L168 207V204L166 205L165 202H156L155 200H157L155 197L157 196H153V194L151 193V191L148 193V195L144 194L145 192H142L139 194V191L141 190V188H139V185L136 187V182L134 180H132L130 183H126V184H121V177L125 175L126 173V169L127 166H124L126 165L127 163L130 164L131 160L129 161L128 160V150L126 151L125 147L127 145H125L126 143L124 142L125 140V133L128 131V130H131L132 128L134 129H138L139 130V134L137 135V139H136V143H137V147H138V150H139V159L137 160V165H140L141 167L137 168V169H134V177H136L137 179H139V184L140 182H145V178L148 176V174H150L148 172H145L147 175L144 177V175H142V173H144V169L145 167H147V164L150 162L152 163V173L154 172L155 173V170L154 168H158V166H155L154 165V156H153V153H152V147H151V139H150V136L148 134L149 131H151L153 128L151 127V129L149 128V126H152V125H156L157 126V123L155 121V119L153 118L154 117V112H147V113H143L140 111L139 113V109H131V111L135 114H133L132 112H130L129 114L125 113L124 111L128 108H126L125 104L123 102H117V104H115V106L113 107H107L105 109V115L106 117L108 118H111V117H116L118 119H115L113 120L112 122L110 121V126H106L103 128L104 131H107V133H109L110 131H114V135H112L110 138L111 140L109 141V137H105L101 143H99V146L96 147V145H93V144H85L81 147L83 149V151H74L72 150V148L70 149L68 146V140L73 137L75 134L74 133H85V131L87 130V128L91 127L93 124H95V122L97 121L96 120H92L90 117H91V109L89 108V110H83V111H78V106H77V102L80 103L82 97H80V92H84L85 91H82L81 89H78ZM81 88H83L81 86ZM85 88V87H84ZM159 88H162V87H159ZM60 89V91H61ZM158 89V88H157ZM59 90V89H58ZM81 90V91H80ZM90 90V89H89ZM54 91L56 92L57 90L54 89ZM235 91V90H234ZM53 92L52 90L50 91V93ZM212 92V91H211ZM24 93V92H23ZM26 93V92H25ZM46 93V92H45ZM44 94V93H43ZM229 94V93H228ZM60 95V97H61ZM8 96V101L9 99L12 100V96L11 95H7ZM51 96V95H49ZM80 97V98H79ZM84 97V96H83ZM35 98V97H34ZM53 98V96L51 97ZM85 99V98H84ZM10 100V101H11ZM44 101V99H42ZM41 100V101H42ZM153 100V99H152ZM179 100V99H178ZM3 101V100H2ZM9 101V102H10ZM46 101V100H45ZM30 102V101H29ZM47 102V101H46ZM3 103V102H2ZM32 103V102H31ZM10 104V103H9ZM45 104V103H44ZM84 104V103H83ZM114 104V103H113ZM264 104V103H263ZM32 105V104H31ZM34 105V104H33ZM42 105V104H41ZM46 105V104H45ZM92 106V105H91ZM148 106V105H147ZM35 107V106H34ZM163 107V106H162ZM1 108V107H0ZM21 109V110H18V109ZM36 108V107H35ZM41 108V106H40ZM82 108V107H81ZM95 108V107H94ZM102 108V107H101ZM132 108V107H131ZM14 109V108H13ZM12 109V110H13ZM99 109H100V106H99ZM160 109V108H159ZM10 110V109H9ZM12 110L10 112H12ZM40 110V109H39ZM103 111V108L101 109ZM151 110V109H150ZM175 110V108H174ZM213 110V109H212ZM236 110V109H235ZM241 110V109H240ZM100 111V110H99ZM158 111V110H157ZM163 111V110H162ZM8 112V111H7ZM94 112V111H93ZM161 112V111H160ZM103 113V112H102ZM148 113H151V114H148ZM163 113V112H162ZM38 114V113H37ZM41 114V115H42ZM93 114V113H92ZM99 114V113H97ZM133 114V115H132ZM231 114V113H230ZM30 115V114H29ZM69 115V116H68ZM94 115V114H93ZM115 115V116H114ZM117 115V116H116ZM132 115V116H131ZM153 115V116H152ZM156 115V114H155ZM167 115V114H166ZM60 116H63V115H60ZM97 116V115H96ZM150 116V117H149ZM168 117V116H167ZM56 118V117H55ZM65 118V117H63ZM97 118H99L98 120L101 119V117L98 115ZM102 118H103V115H102ZM108 118V119H109ZM145 118L148 119V122L149 124H152V125H149L146 123H143L142 122L145 120ZM153 118V119H152ZM105 119V118H104ZM63 120V119H62ZM111 120V119H110ZM236 120V119H235ZM56 121V120H55ZM54 121V122H55ZM109 121V120H108ZM257 121V120H256ZM3 122V120H2ZM0 122V123H2ZM6 122V120H5ZM57 122H59V119H57ZM145 122V121H144ZM4 123V122H3ZM56 123V122H55ZM63 123V121H62ZM68 123V125L70 124ZM8 124V123H7ZM65 124V123H64ZM66 124H67V121H66ZM104 124V123H103ZM256 124V123H255ZM56 125L58 126L59 124L56 123ZM122 125V126H121ZM254 125V124H253ZM6 128L7 125H5ZM5 126H2V127H5ZM116 126V132L114 130V127ZM182 126V125H181ZM10 127V126H9ZM120 127H123V128H120ZM195 127V126H194ZM102 128V127H100ZM112 128V129H111ZM140 128V129H139ZM178 128V127H177ZM203 128V127H202ZM207 128V127H206ZM210 128V127H209ZM219 128V127H218ZM256 128V127H255ZM258 128V127H257ZM5 129V128H4ZM9 129V128H8ZM36 129V128H35ZM184 129V127H183ZM197 129V128H196ZM34 130V128H33ZM102 130V129H101ZM137 130V131H138ZM191 130V129H189ZM188 130V131H189ZM202 130V129H201ZM207 130V129H206ZM258 130V129H257ZM7 131V130H6ZM12 131V130H11ZM29 131V130H28ZM96 131V130H95ZM172 131V130H171ZM199 132V128L198 130H196ZM34 132V131H33ZM89 132V131H88ZM103 132V131H101ZM179 132V130H178ZM186 132V131H185ZM196 132L197 134H200ZM201 132V131H200ZM203 132V131H202ZM206 132V131H205ZM254 132V131H253ZM20 133H23V132H20ZM48 133V132H47ZM138 133V132H137ZM137 133H135L134 135H136ZM181 133H182V130H181ZM208 133V132H207ZM32 134V133H31ZM35 134V132H34ZM95 134V133H94ZM204 134V133H203ZM206 134V133H205ZM215 134V133H214ZM87 137H89V140L90 138L92 137L93 134H86ZM133 135V136H134ZM196 135V134H195ZM194 133L192 134H189L187 135L189 139H191L192 137L195 136ZM202 135V134H201ZM36 136V135H35ZM65 136V141L66 143L65 144H62V137ZM84 136V135H83ZM98 136V135H97ZM180 136V134H179ZM184 136V134H183ZM28 137V136H27ZM77 138V136H75ZM74 137V138H75ZM82 137V136H81ZM85 137V138H87ZM213 137V135L211 136V138ZM83 138V137H82ZM81 138V139H82ZM94 138V137H93ZM181 138V137H179ZM37 139V138H36ZM80 139V138H79ZM99 139V138H98ZM101 139V138H100ZM99 139V140H100ZM183 139V138H181ZM195 139H196V136H195ZM200 139V138H199ZM216 139V138H214ZM243 139V138H242ZM32 140V139H31ZM84 140V139H83ZM87 140V139H86ZM96 141V139H94ZM109 141L108 143V146H106V148L104 147L105 144L107 145V141ZM129 140V139H128ZM179 140V139H178ZM192 140V139H191ZM229 140V139H228ZM80 141V140H79ZM154 141V140H153ZM200 141V140H198ZM214 140H212L211 142H213ZM224 141V140H222ZM262 141V140H261ZM25 142V140H24ZM88 142V140H87ZM125 143L124 145L122 143ZM184 142V141H183ZM182 142V143H183ZM217 141L214 142V144L216 143ZM226 144H225V147H222V148H225L226 150L229 149L232 145H234V142H229V141H224ZM78 143V142H77ZM76 143V144H77ZM154 143V142H153ZM185 143V142H184ZM202 143L204 142H201L200 144V148H202ZM210 144V141L208 142ZM223 143V142H222ZM12 146H11V145ZM16 144V143H15ZM20 144V143H19ZM25 144V143H23ZM78 144H81V143H78ZM77 144V145H78ZM175 146L177 145L176 142H174ZM198 144V142H197ZM207 144V143H206ZM249 144V143H248ZM262 144V143H261ZM44 145V144H43ZM213 145V144H212ZM218 145V143H217ZM20 146V145H18ZM22 146V145H21ZM25 146V145H24ZM72 146V145H71ZM94 146V147H92ZM132 146V144H131ZM221 146V145H220ZM223 146V145H222ZM239 146V145H238ZM245 146V145H244ZM250 146V145H249ZM252 146V145H251ZM12 147V148H11ZM26 147V146H25ZM73 147V146H72ZM185 147V146H184ZM227 147V148H226ZM247 147V146H246ZM41 148V149H40ZM74 148H76L74 146ZM124 148V149H122ZM127 148V147H126ZM130 148V147H129ZM175 148V147H174ZM197 148V147H196ZM199 148V149H200ZM251 148V147H250ZM254 148V147H253ZM253 148H251V150H248L243 148V146H239V147H236L234 148L233 146V149H238L237 152H236V157L231 160H228L227 158V166H229L228 168L231 169V168H234L235 165L238 167L239 165H242L243 167V170H247V168H245L244 164L246 162H249V161H255V158H257L261 153H262V149H255L253 150ZM259 148V147H258ZM23 149V148H22ZM21 149V151H22ZM31 149V148H30ZM29 149V151H30ZM181 149V148H180ZM188 149V148H187ZM193 149V148H191ZM221 149V148H220ZM222 151L220 150V152H216L221 153V155L224 153L223 156H225V150ZM232 149V151H233ZM76 150V149H75ZM80 150V149H79ZM129 150H132L131 148ZM178 150V149H177ZM186 150V149H185ZM195 150V149H194ZM197 150V149H196ZM230 150V149H229ZM253 150V151H252ZM20 151V152H21ZM183 152H179L177 151L178 153V161H177V164H179L180 166V170L178 171L177 175L175 176L176 177V182L171 186V184L169 185L168 187V182H166L165 178H160V174H158V184L160 186V189H162V193L164 194L163 196H160L158 195L157 198L160 199L165 197V199L167 198L169 200V198L173 201L174 203V200L176 199V202L174 204H180V201H179V198H180V189L181 190H184V188H180V187H184L182 186L184 183H187L186 181L188 180V177H187V174H188V166H183L182 162H183V159L182 157L184 156V154H186V152L184 150H182ZM200 151V150H199ZM222 151V152H221ZM235 151V150H234ZM202 152V151H201ZM206 152V151H205ZM212 152V151H211ZM214 152V151H213ZM264 152V151H263ZM62 153V157L60 158H57L59 159L58 161L55 160L56 159V156L58 154ZM131 153V152H130ZM138 153V152H137ZM173 153V151H172ZM207 153V152H206ZM210 153V152H209ZM228 153V151H227ZM234 154V152H231ZM10 154V152H9ZM74 154V155H73ZM229 154V153H228ZM37 155V156H35ZM175 155V154H174ZM173 155V156H174ZM205 155V154H203ZM209 155V154H208ZM212 154H210L211 156ZM215 155V154H214ZM213 155V156H214ZM230 155V154H229ZM134 156V155H133ZM206 156V155H205ZM218 156V155H217ZM228 156V155H226ZM225 156V157H226ZM235 156V155H233ZM261 156V155H260ZM259 156V157H260ZM138 157V156H137ZM204 157V156H203ZM220 157V156H219ZM262 157V156H261ZM47 158H55L53 160H55V164L53 165V168H47L45 164V161ZM200 158V157H199ZM213 158V157H212ZM223 157H221L222 159ZM228 158L230 159V157L228 156ZM176 159V158H175ZM216 159V158H215ZM214 159V160H215ZM217 159H219L217 157ZM260 159V158H258ZM200 160V159H199ZM198 160V161H199ZM49 161V160H48ZM47 161V162H48ZM123 163L121 165H119L118 167H116L117 164H119L120 162ZM202 161V160H201ZM220 161V159H219ZM262 161V159H261ZM53 162V163H54ZM211 162V161H210ZM209 162V163H210ZM263 162V161H262ZM261 162V164H262ZM49 163V162H48ZM187 163V162H186ZM214 163V162H213ZM196 164V163H195ZM218 164V163H217ZM216 164V165H217ZM264 164V163H263ZM131 165V164H130ZM146 165V166H145ZM197 165V164H196ZM200 165V164H199ZM197 165V166H199ZM211 165V164H210ZM215 165V164H214ZM104 166V167H103ZM223 166V165H222ZM225 166V165H224ZM225 166V167H227ZM116 167V168H115ZM133 167V166H131ZM178 167V166H177ZM207 167V166H206ZM213 168V166H211ZM236 167V169H237ZM103 168V169H102ZM134 168V167H133ZM132 168V169H133ZM190 168V167H189ZM216 168V167H215ZM218 168V167H217ZM216 168V169H217ZM241 168V167H239ZM52 171L50 173V171ZM82 169V171L84 172V176H85V179H83V185L81 184H78L80 185L78 188H76L75 190L72 191V195L69 199V203H70V206L69 208L67 209L66 213L64 214V216L62 215L61 219L62 220V230H60V227H58L55 223L51 222V220H49L48 218L50 217L49 216V209H50V202H49V198L46 199L45 198V193H44V190L42 191H36L39 187H41V182L39 183L38 182V178L40 177H44V180H43V183L45 184L46 182H48V185H50L49 183H51V180L52 178L54 179V176L53 174L56 176L55 180H57L58 178V182L56 184H58V186L61 184H63L64 182H66L75 172L77 175L80 174V177L82 176V174L79 172V170ZM89 169V172L87 173ZM151 169V170H152ZM198 169V168H197ZM223 169V167H222ZM221 169V170H222ZM226 168H224L225 170ZM87 170V171H86ZM214 170V169H213ZM213 170L211 172H213ZM223 170V171H224ZM240 170V169H239ZM238 170V171H239ZM241 170V172H243L242 174H244V172L246 173L247 171H243ZM75 171V172H73ZM86 171V172H85ZM150 171V169H149ZM215 171V170H214ZM228 170H226L227 172ZM261 171H264V170H261ZM53 172H56L53 173ZM208 172V171H207ZM210 172V171H209ZM229 172V171H228ZM232 172V171H231ZM234 172V171H233ZM236 172V171H235ZM249 173V172H247ZM249 176V174H247ZM132 174V173H131ZM211 174V173H210ZM222 174V173H221ZM230 174V173H228ZM238 174L240 175V173L238 172ZM264 174V173H262ZM152 177H153V174H151ZM225 175V173H224ZM233 175H236V174H233ZM238 175V176H239ZM251 175V173H250ZM110 177H113V178H109ZM208 176V174H207ZM237 176V175H236ZM236 176L234 177L236 179ZM237 176V177H238ZM241 176V175H240ZM245 176V174H244ZM74 177V176H73ZM131 177V175H130ZM129 177V178H130ZM230 177V176H229ZM251 179L253 176H250ZM249 177V178H250ZM149 178V177H148ZM207 178V177H206ZM264 178V177H263ZM77 179V178H76ZM228 179V178H227ZM243 179V178H241ZM261 179V178H260ZM81 180V179H80ZM150 180V179H149ZM152 180V179H151ZM155 181V179H153ZM237 180V179H236ZM240 180V178L238 179ZM249 180V179H248ZM247 180V181H248ZM62 181V182H61ZM75 181V180H74ZM244 181V180H243ZM242 181V182H243ZM256 181H259L258 178ZM264 181V180H263ZM72 182V180H71ZM69 181V183H71ZM88 182L89 184L91 183L92 184H95L96 186L100 187L99 189L101 190L102 189V192L100 195L99 194H94V192H92L93 190H95L96 188L98 187H94L93 185V189H91L92 191L89 190V187H91L90 185L88 186ZM118 182H120V184H118ZM212 182V181H211ZM240 182V181H239ZM252 182V181H251ZM254 182V180H253ZM54 183V181H53ZM87 183V186L85 187V184ZM149 183V181H148ZM152 183V182H151ZM241 183V182H240ZM249 183V181H248ZM260 183H262V179H261V182L259 181V186H260ZM40 184V186H39ZM119 185L118 186V191L115 192L114 196H112L113 198L111 200L112 203L111 204H108L107 203L109 202L108 200L105 202V204H103V206L107 207V206H110L112 204H115L114 208H117L119 206H122L120 208H124L125 206H127L129 203H131L130 199L131 197L134 196L135 193H138L139 195L138 196H143L146 195L145 197V200L144 198L142 197L141 200L144 201L143 202V206L144 208L142 209H145V205L146 204H150V208H149V211H148V215L145 216V220L143 222V219H142V224L141 222L138 221V217H137V223L134 224V225H131V224H126V226H124V228L122 229V225L119 224L121 223L120 222V215H121V212L123 211H119L117 209V211H114L117 213L118 211V217L116 216V218H118L119 221H116L115 222V219L113 218L114 216H111L109 215L108 213V216L106 215L105 216V219L103 221H99L100 217L97 219H91L89 221H86L84 222L83 224V227L79 224V220H80V217L85 213L87 212V209L88 207H90V209H93L91 207V205H94V204H97L98 202L100 203H103L105 200H106V197H108V195L110 194L111 190L113 189V187H115V185ZM146 184V182H145ZM153 184V183H152ZM207 184V183H206ZM233 184V183H232ZM232 184H229L232 185ZM255 184V183H254ZM263 184V183H262ZM76 185V184H75ZM188 185V184H187ZM192 185V184H190ZM209 185H212L209 184ZM242 185V184H241ZM245 185V184H243ZM248 185V184H247ZM258 185V183H257ZM68 186V185H66ZM171 186V187H170ZM207 186V185H206ZM228 186V185H227ZM251 186V184L249 185ZM247 186V188L249 187ZM253 186V185H252ZM251 186V187H252ZM256 186V185H255ZM70 187V186H69ZM121 187V188H120ZM140 187H142L140 185ZM144 187V186H143ZM148 187V186H147ZM233 187V186H232ZM238 187V185H237ZM241 187V186H240ZM243 187H246L243 186ZM92 188V187H91ZM105 188V189H104ZM116 188V187H115ZM114 188V189H115ZM149 188V187H148ZM186 188V186H185ZM206 188V187H204ZM203 188V189H204ZM212 188V187H211ZM255 190L257 191V187H254ZM53 189V187H52ZM98 189V190H99ZM147 189V188H146ZM165 189V191H164ZM171 189V190H169ZM40 190V189H39ZM66 190V189H65ZM72 190V189H71ZM123 190V191H122ZM143 190V189H142ZM152 190V189H151ZM235 190V189H234ZM232 190V191H234ZM242 188H239L238 191H236L233 195L234 197L232 196L231 199H235V201H237L238 197L237 195L239 193L241 194H244V192L241 191ZM245 190V189H244ZM253 190V194H254V189ZM68 191V190H67ZM113 191V190H112ZM122 191V192H121ZM155 191V190H154ZM153 191V193H154ZM170 191V192H169ZM187 191V190H186ZM255 191V193H256ZM57 192H58V189H57ZM69 193L70 190L68 191ZM67 192V193H68ZM208 192V191H207ZM211 192V191H210ZM209 192V194H210ZM247 192V191H246ZM97 193V192H95ZM114 193V192H113ZM112 193V194H113ZM229 193V192H228ZM259 193V192H258ZM256 193V196L253 195V198L256 197L260 200H262V202L260 201V203H263V200H264V195L260 194L258 195L257 197V194ZM156 194V193H154ZM203 194V193H202ZM1 195V196H2ZM61 195V194H59ZM98 195V196H97ZM118 195V196H116ZM64 195L62 194L61 197H63ZM66 196V195H65ZM197 196V194H196ZM204 196H207V195H204ZM228 196V197H227ZM60 196H58V199L60 198ZM203 197V196H202ZM237 197V199H236ZM240 197V195H239ZM135 198V197H134ZM206 198V197H205ZM248 198V196H247ZM252 198V199H253ZM255 198V199H256ZM57 199V200H58ZM59 199V201H61ZM63 199V198H62ZM68 198L67 197H64L63 201L64 200H67ZM159 199V200H160ZM186 199V198H185ZM243 199V198H242ZM241 199V201H242ZM249 199V198H248ZM254 199V200H255ZM46 200H48V203L46 202ZM135 200V199H133ZM137 200V199H136ZM158 200V201H159ZM169 200V201H171ZM251 200V199H250ZM250 200H245V201H250ZM156 202V203H153V202ZM167 201V200H166ZM171 201V202H172ZM184 201V200H183ZM192 201H195V200H192ZM213 201V200H212ZM234 201V200H232ZM234 201V203H235ZM253 201V200H252ZM257 201V202H259ZM65 202V201H64ZM182 202V201H181ZM251 202V201H250ZM255 202V201H253ZM63 203V202H62ZM99 203V204H100ZM126 203V204H125ZM145 203V205H144ZM173 203H170L172 206L174 205ZM182 203H186V202H182ZM232 203V202H231ZM231 203H230V206H231ZM233 203V205H234ZM238 203V201H237ZM244 203V202H242ZM242 203H239L240 205ZM118 206H117V205ZM165 204V205H164ZM190 204V203H189ZM238 204V205H239ZM252 204V202H251ZM250 204V205H251ZM254 204V203H253ZM252 204V205H253ZM259 204V203H258ZM98 205V204H97ZM131 205V204H130ZM211 205V204H210ZM236 204V206H238ZM256 205V204H254ZM34 206H38V211H40L39 213H44L46 216H48V220L49 221H45L43 223H39L38 225H36L35 223H33V210L35 209ZM61 206V205H60ZM134 206V205H133ZM147 206V205H146ZM178 206V205H177ZM179 206V207H180ZM235 206V205H234ZM235 206V207H236ZM243 206H246V205H243ZM249 206V204H248ZM258 206V205H257ZM55 207V206H54ZM58 207V206H57ZM65 207V206H64ZM68 207V206H67ZM130 207V206H129ZM170 207V206H169ZM168 207V208H169ZM176 207V205H175ZM178 207V208H179ZM196 207V206H195ZM239 207V206H238ZM247 207V206H246ZM96 208V206H95ZM94 208V209H95ZM108 209L110 207H107ZM106 208V209H107ZM135 208V207H134ZM138 208V207H137ZM141 208V206H140ZM192 208V206H191ZM199 208V207H198ZM197 208V210H198ZM214 208L216 209V211H214ZM243 208V207H242ZM252 208V206H251ZM93 209V210H94ZM104 209V207H103ZM132 209V208H131ZM141 209V212L145 213L146 210L142 211ZM202 209V208H201ZM245 209V208H243ZM24 210V211H23ZM66 210V209H65ZM111 210V209H109ZM173 210V209H172ZM182 210V209H181ZM191 212H190V211ZM242 210V209H241ZM248 210V208H247ZM246 210V211H247ZM252 210V209H251ZM255 210V209H254ZM20 211H23L24 212V215L20 218H16V215H18V212ZM36 211V212H38ZM42 211V212H41ZM104 211V210H103ZM103 211L101 212V214L103 213ZM113 211V212H114ZM184 211V210H182ZM244 211V210H243ZM250 211V209H249ZM253 211V210H252ZM35 212V213H36ZM59 212V211H58ZM90 212V211H89ZM88 212V213H89ZM96 211H94L95 213ZM112 212V211H111ZM110 212V213H111ZM112 212V215H114ZM170 212V211H169ZM248 212V211H247ZM34 213V215H35ZM61 213V212H60ZM63 213V212H62ZM99 213V212H97ZM125 213V211H124ZM183 213V212H181ZM257 213V212H256ZM37 214V213H36ZM54 214V213H53ZM92 215V213H90ZM126 214V213H125ZM124 214V215H125ZM179 214V213H177ZM184 214V213H183ZM182 214V215H183ZM223 216L225 215V218H223V220H221L218 216L219 215H222ZM227 214V215H226ZM244 214V213H242ZM254 214V213H252ZM21 215V214H20ZM55 215V214H54ZM88 215V214H87ZM86 215V216H87ZM181 215V216H182ZM208 215V216H207ZM247 215V214H246ZM52 216V215H51ZM85 216V217H86ZM95 216H98V214L94 215ZM123 216V215H122ZM130 216V215H129ZM128 216V217H129ZM143 216V215H141ZM139 216V217H141ZM173 218L175 215H172ZM184 216V215H183ZM182 216V217H183ZM214 216H216L214 218ZM222 216V217H223ZM244 216V215H243ZM242 216V217H243ZM90 217V215L88 216ZM127 217V216H126ZM251 217V216H250ZM143 218V217H142ZM166 218V217H165ZM170 218H172L170 216ZM172 218V220H173ZM186 218V217H184ZM254 218V217H253ZM169 219V217H168ZM167 219V220H168ZM179 219V218H178ZM182 219V218H180ZM188 218H186L187 220ZM191 219V218H190ZM82 220V219H81ZM117 220V219H116ZM123 220V219H122ZM140 220V218H139ZM171 220V222H172ZM177 220V219H176ZM185 220V221H186ZM189 220V219H188ZM221 220V221H219ZM253 220V219H252ZM255 220V219H254ZM98 221V222H96ZM125 221H126V218H125ZM165 221V220H164ZM190 222H193L192 219L189 220ZM187 221V222H189ZM212 221V223H210ZM136 222V220H135ZM149 222V223H150ZM170 222V223H171ZM176 222V221H175ZM256 222V221H255ZM59 223V221H58ZM157 223V222H156ZM161 223V222H160ZM163 223V221H162ZM167 223V222H166ZM173 225H174V222H172ZM171 223V224H172ZM183 223V222H181ZM258 223V222H257ZM256 223V224H257ZM61 224V223H60ZM176 224V223H175ZM196 224V223H195ZM259 224V223H258ZM36 225V226H35ZM79 225L81 227H79ZM144 225V224H143ZM172 225V226H173ZM190 225V224H189ZM192 225V223H191ZM145 226V225H144ZM197 226V225H196ZM243 226V225H242ZM245 226V225H244ZM147 227V226H146ZM151 227V226H150ZM190 227V226H189ZM195 227V226H194ZM196 227V228H198ZM259 227V226H258ZM257 227V228H258ZM132 228V229H131ZM149 228V226L147 227ZM188 228V227H187ZM43 229L45 231V233H42L43 232ZM131 229V231H130ZM152 229V228H151ZM195 229V228H194ZM193 229V230H194ZM41 230V231H40ZM149 230V229H148ZM249 230V229H247ZM40 231V233L38 234V232ZM64 231H66V233H68V238H71L69 240L66 239H63L62 236H64ZM167 231V230H166ZM189 231H192V230H189ZM188 231V232H189ZM196 231V230H195ZM204 232L203 234H201L200 232ZM59 232H60V236H59ZM250 232V231H249ZM190 234V237H191V232H189ZM247 233V231H246ZM245 233V234H246ZM154 234V235H153ZM192 234H194V232H192ZM253 234V235H252ZM166 235V233H165ZM67 236V235H66ZM65 236V237H66ZM194 237V236H193ZM185 238V237H184ZM56 239H58L56 241ZM186 239V238H185ZM188 240L190 239L189 237L187 238ZM193 240V239H192ZM183 241V240H181ZM254 241V240H253ZM185 242V241H184ZM194 242V241H193ZM182 243V242H181ZM234 243V242H233ZM241 243V242H240ZM251 243V242H250ZM190 244V243H189ZM193 244V243H192ZM232 244V243H231ZM185 245V246H184ZM191 245V244H190ZM235 246V245H234ZM233 246V247H234ZM184 247V249H183ZM189 247V246H188ZM241 247V245H240ZM193 248V247H192ZM242 248V247H241ZM189 249V248H188ZM187 249V250H188ZM186 252L185 254V259H181L179 256H175L177 254V252L179 254H181L182 252ZM241 251V250H240ZM181 252V253H180ZM235 253V252H234ZM243 253V252H242ZM178 254V255H179ZM236 254V253H235ZM238 255V254H237ZM226 256V257H225ZM248 257V259H247Z\"/></svg>",
  "mask_w": 264,
  "mask_h": 264
}]
</instances>
